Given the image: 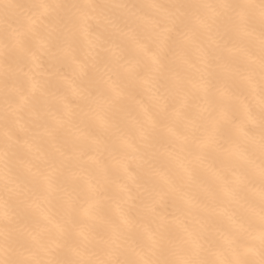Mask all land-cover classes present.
Wrapping results in <instances>:
<instances>
[{"label":"bare ground","instance_id":"6f19581e","mask_svg":"<svg viewBox=\"0 0 264 264\" xmlns=\"http://www.w3.org/2000/svg\"><path fill=\"white\" fill-rule=\"evenodd\" d=\"M0 264H264V0H0Z\"/></svg>","mask_w":264,"mask_h":264}]
</instances>
